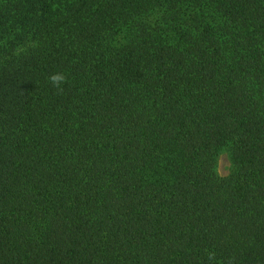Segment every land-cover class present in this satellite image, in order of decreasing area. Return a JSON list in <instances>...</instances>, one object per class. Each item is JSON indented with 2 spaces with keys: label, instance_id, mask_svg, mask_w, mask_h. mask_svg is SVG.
Here are the masks:
<instances>
[{
  "label": "trees",
  "instance_id": "trees-1",
  "mask_svg": "<svg viewBox=\"0 0 264 264\" xmlns=\"http://www.w3.org/2000/svg\"><path fill=\"white\" fill-rule=\"evenodd\" d=\"M0 264H264V0H0Z\"/></svg>",
  "mask_w": 264,
  "mask_h": 264
},
{
  "label": "rangeland",
  "instance_id": "rangeland-1",
  "mask_svg": "<svg viewBox=\"0 0 264 264\" xmlns=\"http://www.w3.org/2000/svg\"><path fill=\"white\" fill-rule=\"evenodd\" d=\"M230 164L225 153L221 154L218 159L217 172L219 176L225 177L229 173Z\"/></svg>",
  "mask_w": 264,
  "mask_h": 264
},
{
  "label": "clouds",
  "instance_id": "clouds-1",
  "mask_svg": "<svg viewBox=\"0 0 264 264\" xmlns=\"http://www.w3.org/2000/svg\"><path fill=\"white\" fill-rule=\"evenodd\" d=\"M52 80H53L54 83H56V82H59L60 80H62V77L54 76V77H52Z\"/></svg>",
  "mask_w": 264,
  "mask_h": 264
}]
</instances>
